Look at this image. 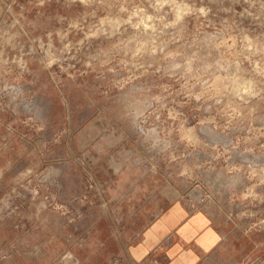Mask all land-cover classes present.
<instances>
[{
	"label": "rangeland",
	"instance_id": "rangeland-1",
	"mask_svg": "<svg viewBox=\"0 0 264 264\" xmlns=\"http://www.w3.org/2000/svg\"><path fill=\"white\" fill-rule=\"evenodd\" d=\"M0 264H264V0H0Z\"/></svg>",
	"mask_w": 264,
	"mask_h": 264
}]
</instances>
